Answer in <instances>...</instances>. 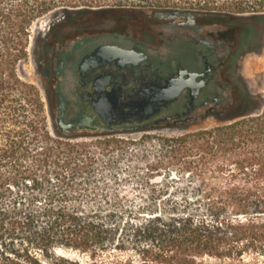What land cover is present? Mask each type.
Wrapping results in <instances>:
<instances>
[{
	"label": "trees",
	"instance_id": "trees-1",
	"mask_svg": "<svg viewBox=\"0 0 264 264\" xmlns=\"http://www.w3.org/2000/svg\"><path fill=\"white\" fill-rule=\"evenodd\" d=\"M93 1L0 0V124L16 116L21 128L0 148V264H264V112L171 138L115 131L94 137L121 138L86 161L87 144L48 128L40 93L18 75L29 30L103 6ZM137 1L264 16V0Z\"/></svg>",
	"mask_w": 264,
	"mask_h": 264
},
{
	"label": "flooded vegetation",
	"instance_id": "flooded-vegetation-1",
	"mask_svg": "<svg viewBox=\"0 0 264 264\" xmlns=\"http://www.w3.org/2000/svg\"><path fill=\"white\" fill-rule=\"evenodd\" d=\"M79 14L90 13H68L37 46L58 135L188 128L245 110L236 92L246 90V57L264 51V16L109 12L86 23Z\"/></svg>",
	"mask_w": 264,
	"mask_h": 264
},
{
	"label": "rangeland",
	"instance_id": "rangeland-1",
	"mask_svg": "<svg viewBox=\"0 0 264 264\" xmlns=\"http://www.w3.org/2000/svg\"><path fill=\"white\" fill-rule=\"evenodd\" d=\"M100 5L103 6L96 7L90 11H86L89 12L90 14H79L80 16L78 15V17H80V19L85 21L86 23H93L94 21L99 19L98 17L107 16L109 12L117 13V15L121 17L127 16V13H130L128 14V16L141 17L142 15L151 12L148 9H143L142 7H140V2H138L137 0L134 1L123 0L122 2L116 0H109V1L105 0L102 2L96 0L93 1V6H100ZM179 12H183V11H179ZM67 14L68 13H66L63 10L52 12L47 14L43 18H40L31 26L29 30V36H30L29 45L27 47V52L29 57L28 59H24L22 62H20L18 66V75L20 77L21 82H23L27 86L34 87L40 93V97L43 101L44 106L46 101H45V94L43 89V85H44L43 80L42 77L39 75L37 68V63H38L37 46H40L43 43L45 35L49 32L50 27L54 23L58 24L59 21H64L65 19H67L65 18L68 16ZM109 26L111 25L108 23L104 27L108 28ZM258 53L259 54H249L246 57L243 65V74L245 76L244 85L246 86V90L245 92L240 90L236 92V101H238L237 103L243 106V104L247 102L245 110L250 109V111L252 112V116L254 117H257L264 112V51ZM250 100L252 101L249 102ZM239 108L241 111L238 109L239 112L233 114L231 118L236 117L238 114H241L243 113V111H245L244 108L243 109H241V107ZM29 114L32 115L31 113ZM44 114L47 118L48 128H50L51 131L54 130L51 121L49 119V115L47 113L46 107L44 109ZM15 118L16 116L14 118L9 117L7 123L0 124L1 126L0 148H2L6 142V137L4 134H8V132L15 133L17 130L21 129L20 125L18 124ZM226 119L210 117L207 120L199 122L198 124L192 125L188 128L140 130L132 133L130 136L133 138H139L142 134H144V135H151L157 138H171L186 132H190L197 128L213 126L217 122ZM116 138H121V137H117V136L104 137V138L93 137V139L87 137H77L73 139L72 142L75 144L77 143L87 144L86 146H82L81 149L79 150V153L77 154V157L79 156L78 158H80V160L86 161L92 159L94 156H96V154L101 152L100 150L101 147L103 146H101L100 143L105 142L104 140H110V139L113 140ZM38 146L40 145L39 144L37 145V149L39 148ZM37 151H40V148ZM66 153L68 154V152ZM2 170L4 169L2 168Z\"/></svg>",
	"mask_w": 264,
	"mask_h": 264
},
{
	"label": "water",
	"instance_id": "water-1",
	"mask_svg": "<svg viewBox=\"0 0 264 264\" xmlns=\"http://www.w3.org/2000/svg\"><path fill=\"white\" fill-rule=\"evenodd\" d=\"M63 11H71V10L67 9V10H63ZM180 90L181 89L177 90L174 94H172L170 97H168V99L177 97L180 93ZM60 124H61V121H60Z\"/></svg>",
	"mask_w": 264,
	"mask_h": 264
}]
</instances>
